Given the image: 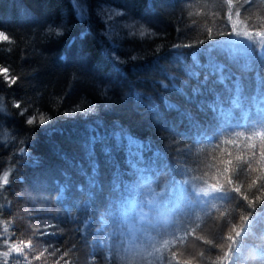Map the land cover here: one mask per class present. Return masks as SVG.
I'll list each match as a JSON object with an SVG mask.
<instances>
[{
  "label": "trees",
  "instance_id": "1",
  "mask_svg": "<svg viewBox=\"0 0 264 264\" xmlns=\"http://www.w3.org/2000/svg\"><path fill=\"white\" fill-rule=\"evenodd\" d=\"M80 2L0 0V264H264V0Z\"/></svg>",
  "mask_w": 264,
  "mask_h": 264
},
{
  "label": "snow or ice",
  "instance_id": "2",
  "mask_svg": "<svg viewBox=\"0 0 264 264\" xmlns=\"http://www.w3.org/2000/svg\"><path fill=\"white\" fill-rule=\"evenodd\" d=\"M73 3H74L75 9H77V11H78V18L81 19V20L85 19L86 18V14H85L84 5L81 4L80 0H73ZM229 3H231V0H229ZM117 15H122V13H117ZM48 31H49V33L55 31L57 35L61 34L52 25H49ZM105 35H108V33H105ZM260 35H264V33H260ZM0 42L12 43L10 37L4 31H0ZM112 55H113V59L115 61H118V62H121V63L123 62V61H120V58L118 56H116L115 53H113ZM258 55H259V57L261 59H264V51L259 52ZM131 59L135 60L136 57L133 56V57H131ZM216 70H222V66H218L216 68ZM0 77H3L4 82H6L9 86L14 85V84L17 83V77L10 73V69L8 67L0 66ZM73 78L74 79L77 78L75 76V74H74ZM261 82L264 83V81H261ZM165 87H167V85H165ZM238 91H239V88H237V92ZM15 107L19 109L21 107V105L19 103H17L15 105ZM151 107L154 108L155 106H151ZM262 107H264V106H262ZM20 114L23 115L24 112L22 111ZM48 119H51V117H48ZM34 122H35V117L29 118L27 120V123L29 125L33 124ZM39 122L41 124H43V123H45V119L43 117H41ZM237 160L239 161L240 158L237 157ZM227 163L229 165H233V161L230 160V159L227 161ZM242 163L245 164L248 168H252L251 161H243ZM243 170L244 169H243V167H241L240 163L235 164L231 168L225 169V171L229 172L227 183L229 185H232V188H231L232 192L236 193L243 201H247L249 207H252V206L255 205V203L258 200L264 198V176H258L255 179H252L251 183L247 184V186H246L247 190H251L253 187H255L256 191L260 193V195L256 196L254 199H250L248 194H247V191L242 186L241 181H240V174L243 172ZM8 183H9L8 177H7V175H5L3 177V184L7 185ZM220 190L221 189L219 187L216 188V191H220ZM241 220L244 221L245 225L247 224V217H243L242 216ZM244 230H245V226L244 225H237V226H235V227H233L231 229V232L233 234H230L227 237V239L229 241H231V244L228 245V251L224 252V256L225 257H229V256L233 257V247L232 246L236 245V242H237L236 238L240 237L241 236V232L244 231ZM197 238H199V237H197ZM202 242L205 243V244H208L210 247L214 246V242L211 241V240L203 239ZM23 247H28V245H23ZM23 247H20V246H17V245H12V246H10L8 251H5L3 253V256L4 257H8L11 252H16V253L20 254V253L23 252ZM175 257H176V254H174L172 256V259L175 260V264H181V261L180 260H176ZM170 264H171V262H170ZM184 264H190V262L189 261H184Z\"/></svg>",
  "mask_w": 264,
  "mask_h": 264
}]
</instances>
